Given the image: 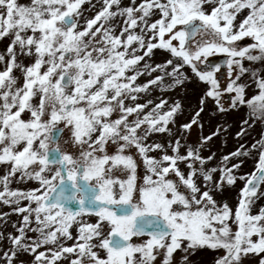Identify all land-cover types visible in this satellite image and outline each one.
I'll use <instances>...</instances> for the list:
<instances>
[{"label": "snow or ice", "instance_id": "1", "mask_svg": "<svg viewBox=\"0 0 264 264\" xmlns=\"http://www.w3.org/2000/svg\"><path fill=\"white\" fill-rule=\"evenodd\" d=\"M4 40L0 264H264V0H0Z\"/></svg>", "mask_w": 264, "mask_h": 264}, {"label": "rangeland", "instance_id": "2", "mask_svg": "<svg viewBox=\"0 0 264 264\" xmlns=\"http://www.w3.org/2000/svg\"><path fill=\"white\" fill-rule=\"evenodd\" d=\"M21 3H26L27 0H20ZM91 15V14H89ZM8 41L4 40V41H0V52H3L6 45H7ZM163 55L160 53H157L156 56V60L159 62L163 59ZM201 87L200 85H197L195 82H193L192 84H190L188 86V96L186 98V103L191 102V103H195L197 97L200 94L201 91ZM158 93H153L152 96L153 98H155V96ZM168 98H179L182 93L180 92V90H177L176 92L173 93H167L165 94ZM245 116V111H241L239 113H231L227 116V120L228 122L232 125L231 130H230V134L227 136V145L223 146L220 140H216L214 142V151L217 152V155H220L221 153H228L230 151H233L236 147V141L233 139V135L235 134L236 131L239 130V121ZM219 118H217L218 120ZM217 121L213 120L212 122V127H215ZM209 131V127H205V134H207ZM260 132V126L257 125L256 129L251 133V135L248 138V142L251 143L252 142V138L253 137H258V134ZM193 140L196 139V133L195 131L193 132ZM252 168V163L251 161H248V163L245 165V167L242 169V171L244 172H248L250 171ZM32 185H19V187H31ZM238 189H233L230 191H226L223 196H218L217 199H222V200H226L229 204L234 205L236 203V195H237ZM258 206H264V200H261L258 202ZM0 211H4L7 212L9 211L8 208L0 206ZM19 219V217L13 215L11 217L12 221H17ZM8 232H12L13 229L11 227H9L7 229ZM71 243V242H69ZM182 253L177 252L174 254L175 258L177 261H180V257H181ZM215 255L213 252L206 250L205 252H201V250L197 251L195 253V255H192L189 257V260L191 262V264H213V260L215 258ZM22 259H24L25 261H29L31 259V257L25 256L22 257ZM245 264H256V260L255 258H250L248 260L245 261Z\"/></svg>", "mask_w": 264, "mask_h": 264}, {"label": "water", "instance_id": "3", "mask_svg": "<svg viewBox=\"0 0 264 264\" xmlns=\"http://www.w3.org/2000/svg\"><path fill=\"white\" fill-rule=\"evenodd\" d=\"M223 59H224L223 57H220V58H214L212 60H213L214 63H221L222 64L223 63Z\"/></svg>", "mask_w": 264, "mask_h": 264}, {"label": "trees", "instance_id": "4", "mask_svg": "<svg viewBox=\"0 0 264 264\" xmlns=\"http://www.w3.org/2000/svg\"><path fill=\"white\" fill-rule=\"evenodd\" d=\"M206 250H201V252H205Z\"/></svg>", "mask_w": 264, "mask_h": 264}, {"label": "flooded vegetation", "instance_id": "5", "mask_svg": "<svg viewBox=\"0 0 264 264\" xmlns=\"http://www.w3.org/2000/svg\"><path fill=\"white\" fill-rule=\"evenodd\" d=\"M220 57H222V56H220ZM215 58H219V57H215Z\"/></svg>", "mask_w": 264, "mask_h": 264}]
</instances>
